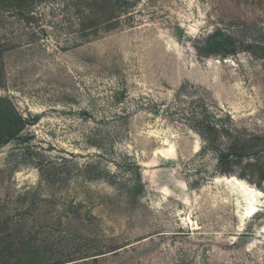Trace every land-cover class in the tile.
I'll list each match as a JSON object with an SVG mask.
<instances>
[{"label": "rangeland", "instance_id": "374dc122", "mask_svg": "<svg viewBox=\"0 0 264 264\" xmlns=\"http://www.w3.org/2000/svg\"><path fill=\"white\" fill-rule=\"evenodd\" d=\"M72 2L1 16L0 97L27 124L0 139V248L264 264V0H124L103 24ZM216 28L235 51L204 54Z\"/></svg>", "mask_w": 264, "mask_h": 264}, {"label": "trees", "instance_id": "16d2710c", "mask_svg": "<svg viewBox=\"0 0 264 264\" xmlns=\"http://www.w3.org/2000/svg\"><path fill=\"white\" fill-rule=\"evenodd\" d=\"M39 0H0V20L5 9L15 8L18 11H28ZM88 7L98 3L101 7L99 21L109 23L111 19H114L116 13L121 11L120 7L124 0H86ZM79 5L80 0H73L72 4ZM120 9V11L118 10ZM91 15H95L97 11H90ZM94 25V24H93ZM90 27V26H88ZM92 28V26H91ZM230 36L223 33L218 28L208 34L204 40L205 50L204 54L213 53H225L227 51H235L230 41ZM228 42L230 45H228ZM118 99V97L116 98ZM0 102L5 106L0 110V138L1 142H6L12 136L19 134L27 124L25 118L14 111L11 103L6 98L0 97ZM218 162H223L228 159L229 154L235 150L229 149L226 152L218 150ZM247 165V164H246ZM247 166H250V162ZM230 171L223 170V173H229ZM32 242L27 238H21L11 244H6L0 248V264H63L65 261L55 260L46 261V255L44 252L33 248ZM9 247H13L10 249Z\"/></svg>", "mask_w": 264, "mask_h": 264}, {"label": "water", "instance_id": "95a60500", "mask_svg": "<svg viewBox=\"0 0 264 264\" xmlns=\"http://www.w3.org/2000/svg\"><path fill=\"white\" fill-rule=\"evenodd\" d=\"M181 33H182V28L181 27L177 28V36L178 37L181 36Z\"/></svg>", "mask_w": 264, "mask_h": 264}]
</instances>
